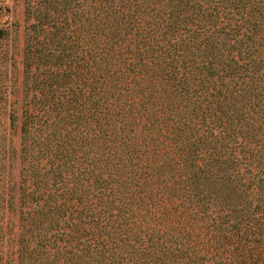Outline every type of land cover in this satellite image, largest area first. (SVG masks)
Returning <instances> with one entry per match:
<instances>
[{"label": "trees", "instance_id": "1", "mask_svg": "<svg viewBox=\"0 0 264 264\" xmlns=\"http://www.w3.org/2000/svg\"><path fill=\"white\" fill-rule=\"evenodd\" d=\"M25 14L38 98L17 184L0 131V264L11 237L16 264H264V0Z\"/></svg>", "mask_w": 264, "mask_h": 264}, {"label": "rangeland", "instance_id": "2", "mask_svg": "<svg viewBox=\"0 0 264 264\" xmlns=\"http://www.w3.org/2000/svg\"><path fill=\"white\" fill-rule=\"evenodd\" d=\"M27 23L25 0H0V131L4 129L10 138L9 179L15 184L21 169L18 132L21 111L32 92L34 100L38 98L36 80L30 89V77L24 71ZM9 114L15 117L10 129ZM6 246L8 264H16L15 238H9Z\"/></svg>", "mask_w": 264, "mask_h": 264}]
</instances>
